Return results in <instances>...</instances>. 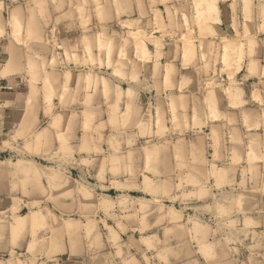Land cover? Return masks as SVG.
I'll list each match as a JSON object with an SVG mask.
<instances>
[{
  "label": "clouds",
  "instance_id": "clouds-1",
  "mask_svg": "<svg viewBox=\"0 0 264 264\" xmlns=\"http://www.w3.org/2000/svg\"><path fill=\"white\" fill-rule=\"evenodd\" d=\"M0 264H264V0H0Z\"/></svg>",
  "mask_w": 264,
  "mask_h": 264
}]
</instances>
